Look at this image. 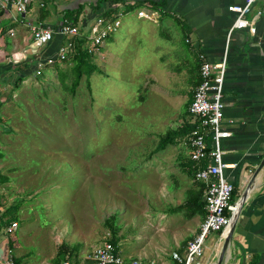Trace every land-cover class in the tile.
<instances>
[{
  "label": "rangeland",
  "instance_id": "374dc122",
  "mask_svg": "<svg viewBox=\"0 0 264 264\" xmlns=\"http://www.w3.org/2000/svg\"><path fill=\"white\" fill-rule=\"evenodd\" d=\"M57 1L71 6L81 0ZM135 14L132 9L118 14V26L99 53H91L94 69L80 76L72 92V62L58 59L23 78L0 106V171L17 193L13 202L24 206L16 213L19 225L34 219L41 227L51 225L62 241L78 242L85 252L112 233L122 251L127 243L154 242L163 218L152 202L166 173L153 167L152 150L158 133L178 119L179 93L187 83L179 75L155 81L159 91L147 88V73L159 79L163 68V49L157 46L167 44L165 33L177 38V22L168 26ZM169 65L166 60L165 68L172 70ZM167 186L173 189L171 180ZM146 202L151 206L143 211ZM166 213L183 218L178 210Z\"/></svg>",
  "mask_w": 264,
  "mask_h": 264
},
{
  "label": "crops",
  "instance_id": "0c3cea01",
  "mask_svg": "<svg viewBox=\"0 0 264 264\" xmlns=\"http://www.w3.org/2000/svg\"><path fill=\"white\" fill-rule=\"evenodd\" d=\"M240 1L165 0L160 11L147 3L132 10L136 13L142 10L145 15L135 14L142 20L166 23L168 26L172 25L173 20L177 22L176 27L174 26L177 38H172L169 33L163 34L167 44L158 45L156 49H163L159 55L160 60H164L163 68L159 69L156 76L159 79L148 72L145 81L151 91L160 90L159 87L152 86L155 81H170L179 75L187 83L186 89L182 90V94L179 93L182 97V111L174 124L168 125L166 129L179 125L183 119L193 121L185 110L188 98L192 96L199 79L198 63L201 58L209 62L217 61L225 51L221 124L229 134L221 137L220 144L223 160L232 165L224 168V174L236 190L235 200L249 180L250 184L238 210L232 235L220 264H264V163L251 179L253 170L264 154V0H255L246 15L251 17L259 11V14L254 16L252 33L246 28L235 27L227 36V30L234 19V13L227 9V5ZM40 2H43L42 5ZM48 2L52 7L47 6ZM33 3L34 0H29L23 15L15 13L11 4L0 9V106L2 101L8 98L6 93L13 94V88L23 78L41 68L37 61H45L48 58L52 61L58 60L57 48L62 37L56 30L60 22L59 9L64 3L57 0H37L36 6H33ZM119 8H122V5ZM53 14L55 18L52 22L44 21ZM93 17V14L89 16L85 26ZM29 22L50 27L54 32L52 38L43 46H34L29 34ZM78 23L82 24L83 20ZM148 23L145 22L143 26ZM166 60L174 69L165 68ZM50 63H44L42 66ZM19 76L22 78L15 86L14 81ZM161 93L167 92L161 90ZM169 150L171 154L167 153ZM154 153H157V159L153 167L163 174L166 173L165 179L158 186L156 202H152V206L154 205L163 216L157 225L156 241L127 243L122 251L118 247V237L115 248L125 260L139 259L144 264H180L172 256V252L183 256L186 241L198 231L203 217L200 214L187 215L183 208L178 207L187 193L196 188L194 179L188 176L183 166L189 159V146L183 138ZM3 173L0 171L1 179L6 182L0 186V264H4L2 259L7 255L13 258L15 264H59L65 257L74 262L88 264V252H85L83 245L79 247L80 243L72 240L62 241L56 232H52L51 225L41 227L35 219L30 220L28 226L26 223L19 225L16 213H21L24 206L18 200L13 202L17 193L6 185V176ZM169 180L173 184L172 190L167 186ZM172 192H178V195L172 196ZM182 192H186V195L184 197L183 194V198L179 199L178 196ZM162 199L170 205L161 206ZM15 203L16 209L5 212L7 207ZM144 205L143 211L149 210V202ZM167 209L181 211L183 218L179 220V216L168 217ZM9 220L16 221V228L12 231L5 230ZM222 239L223 235L221 237L220 234L208 238L198 257L202 264H215Z\"/></svg>",
  "mask_w": 264,
  "mask_h": 264
},
{
  "label": "built area",
  "instance_id": "2783aa9c",
  "mask_svg": "<svg viewBox=\"0 0 264 264\" xmlns=\"http://www.w3.org/2000/svg\"><path fill=\"white\" fill-rule=\"evenodd\" d=\"M254 1L241 0L227 5V9L234 13V19L227 30V36L235 27L246 28L250 33L254 31V16L258 15L259 11L254 16H246ZM42 3L39 4L42 5ZM9 4L13 6L15 13L23 15L27 10L29 0H0V9L6 8ZM138 13L145 15L142 10H138ZM117 16L106 18L102 15H96L84 27L87 52H98L104 39L118 26ZM28 27L32 43L36 47L46 44L54 33L50 27L43 26L40 23L29 22ZM56 33L62 37L56 56L57 59L61 60L69 54L73 46L71 37L78 35L79 31L76 25H72L70 21L63 18L58 24ZM51 61V58L45 61H37V65L41 67L44 63H50ZM225 65V51L217 61L209 62L200 59L198 65L199 81L195 85L192 97L187 105L188 111L196 120V126L187 135L189 157L194 160L206 158L204 166L195 172V178L204 184V216L199 224L198 231L186 241L183 256L175 251L172 252V256L180 264H202L198 257L203 251L202 246L205 237L211 231H218L222 237L229 224L231 213L235 209L234 203L229 200L233 185L224 174V168L232 165V163L223 160L220 144L221 137L229 134V131L221 124L222 85ZM15 228L16 221L11 220L5 230L12 231ZM86 256L89 259L88 264H144L139 259L125 260L108 240H103L95 245ZM2 261L4 264H15L13 258L9 255L4 257ZM59 264L86 263L74 262L65 257Z\"/></svg>",
  "mask_w": 264,
  "mask_h": 264
},
{
  "label": "trees",
  "instance_id": "16d2710c",
  "mask_svg": "<svg viewBox=\"0 0 264 264\" xmlns=\"http://www.w3.org/2000/svg\"><path fill=\"white\" fill-rule=\"evenodd\" d=\"M147 3V5H150L153 9L161 10L162 6L165 3V0H81L77 1L74 5H64L62 8L59 9V20H62L63 18H66L72 25H76L77 29L79 31L78 35H75L72 38L73 46L70 50L69 54L66 57H63L61 60L63 62H72L71 63V69L74 72V78H72L70 82V90L71 92L76 87L78 80L80 76L84 72H90L94 69V66L92 63H90V58L93 54L86 51V32L83 30L85 27V23L88 20L89 16L93 14L96 15H102L106 18H113L117 16L118 12L122 13L127 10H130L134 7H138L140 5H144ZM120 5H122V8H119ZM43 6L40 8L42 9ZM39 9V10H40ZM83 20L82 24H79V20ZM108 37V36H107ZM106 37V38H107ZM101 46H99L100 48ZM199 64V63H198ZM199 76V75H198ZM22 77H17L14 81V85H17V82ZM199 78V77H198ZM199 81V79H198ZM197 81V82H198ZM190 96L187 101H190ZM186 105L185 112L187 115L191 118H193L192 114L188 111ZM0 117V121H1ZM196 120L193 119V121L183 119L179 125H176L175 127L166 129L163 133L158 134L157 137V143L154 146L152 152L157 151L167 144L175 143L176 141H180L181 139H185V142L187 143V135L190 132L192 128L196 126ZM206 163V158H201L199 160H194L189 157L187 160V163L183 166L185 167L186 173L188 176L194 179L195 189L190 190L182 204H179L178 207L183 208L186 211L187 215H194V214H200L204 216V207H203V187L204 184L195 178V172L204 164ZM0 175V182L3 181L1 179ZM235 188L232 187L231 194H230V202H234L235 200ZM17 204H13L12 206H9L6 208L5 212H8L13 209H16ZM113 219V216L111 217ZM9 220L8 222H10ZM108 222L110 223V216ZM110 226H113V223H110ZM218 233V231H216ZM108 241H110L114 247L116 244V237L115 235L109 236L107 238ZM116 249V248H115Z\"/></svg>",
  "mask_w": 264,
  "mask_h": 264
},
{
  "label": "water",
  "instance_id": "95a60500",
  "mask_svg": "<svg viewBox=\"0 0 264 264\" xmlns=\"http://www.w3.org/2000/svg\"><path fill=\"white\" fill-rule=\"evenodd\" d=\"M263 163H264V154H263L262 158L260 159V161H259L258 165L256 166V168L253 170L252 175H251V179H252V177L255 175V173L257 172V170L261 167V165ZM249 184H250V180L246 184L245 188L242 190V192L239 195V197L234 201L235 209L231 213L228 227H227V229L225 230V232L223 234L222 243H221L219 254L217 256L215 264H220V262L224 258L225 251H226V249L228 247V242H229V240L231 238V235H232V231H233V227H234V224H235V219H236L238 210H239V208H240V206H241V204H242V202L244 200V197L246 195V192H247Z\"/></svg>",
  "mask_w": 264,
  "mask_h": 264
},
{
  "label": "bare ground",
  "instance_id": "6f19581e",
  "mask_svg": "<svg viewBox=\"0 0 264 264\" xmlns=\"http://www.w3.org/2000/svg\"><path fill=\"white\" fill-rule=\"evenodd\" d=\"M228 227V226H227Z\"/></svg>",
  "mask_w": 264,
  "mask_h": 264
},
{
  "label": "clouds",
  "instance_id": "9594fccd",
  "mask_svg": "<svg viewBox=\"0 0 264 264\" xmlns=\"http://www.w3.org/2000/svg\"><path fill=\"white\" fill-rule=\"evenodd\" d=\"M234 203V202H233Z\"/></svg>",
  "mask_w": 264,
  "mask_h": 264
}]
</instances>
